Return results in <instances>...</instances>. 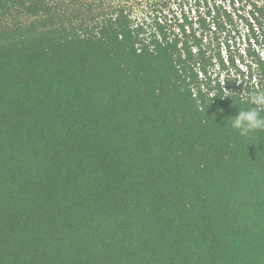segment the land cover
Segmentation results:
<instances>
[{
  "label": "trees",
  "instance_id": "1",
  "mask_svg": "<svg viewBox=\"0 0 264 264\" xmlns=\"http://www.w3.org/2000/svg\"><path fill=\"white\" fill-rule=\"evenodd\" d=\"M128 2L0 0V264H264V130L231 126L264 63L212 81L192 20Z\"/></svg>",
  "mask_w": 264,
  "mask_h": 264
},
{
  "label": "rangeland",
  "instance_id": "2",
  "mask_svg": "<svg viewBox=\"0 0 264 264\" xmlns=\"http://www.w3.org/2000/svg\"><path fill=\"white\" fill-rule=\"evenodd\" d=\"M163 1H169L163 17H175L181 22L184 15L193 21V30L202 39L208 79L223 84L247 81L250 74L257 75V61L264 63V30L247 29L251 22L248 18L251 5L247 0H129L128 5L134 16L141 17L155 14L153 10H158ZM213 7L225 10L230 16L231 22H223L222 30L210 27L212 21L205 13ZM199 17L205 19V29L196 23ZM202 67L199 63L195 69Z\"/></svg>",
  "mask_w": 264,
  "mask_h": 264
},
{
  "label": "clouds",
  "instance_id": "3",
  "mask_svg": "<svg viewBox=\"0 0 264 264\" xmlns=\"http://www.w3.org/2000/svg\"><path fill=\"white\" fill-rule=\"evenodd\" d=\"M250 100L257 106H264V93H259ZM231 126L239 131L240 136L247 137L256 130H264V117L260 115L258 107L248 108L241 110L237 116L231 118Z\"/></svg>",
  "mask_w": 264,
  "mask_h": 264
}]
</instances>
